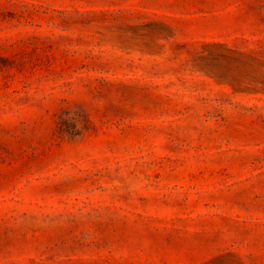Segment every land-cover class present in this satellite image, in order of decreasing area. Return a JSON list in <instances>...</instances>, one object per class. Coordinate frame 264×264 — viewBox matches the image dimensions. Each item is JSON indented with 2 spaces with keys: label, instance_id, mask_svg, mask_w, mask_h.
<instances>
[{
  "label": "rangeland",
  "instance_id": "374dc122",
  "mask_svg": "<svg viewBox=\"0 0 264 264\" xmlns=\"http://www.w3.org/2000/svg\"><path fill=\"white\" fill-rule=\"evenodd\" d=\"M0 264H264V0H0Z\"/></svg>",
  "mask_w": 264,
  "mask_h": 264
}]
</instances>
